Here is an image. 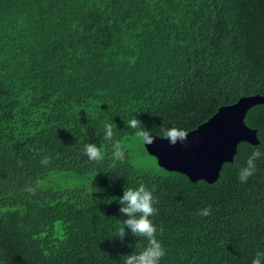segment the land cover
Segmentation results:
<instances>
[{
    "label": "trees",
    "instance_id": "1",
    "mask_svg": "<svg viewBox=\"0 0 264 264\" xmlns=\"http://www.w3.org/2000/svg\"><path fill=\"white\" fill-rule=\"evenodd\" d=\"M254 95L264 0H0V264H125L147 241L124 227L117 198L141 184L160 264H264V155L238 176L264 153V105L245 119L259 145L240 143L214 184L137 169L125 146L141 129L189 133ZM54 172L94 177L72 191L41 185Z\"/></svg>",
    "mask_w": 264,
    "mask_h": 264
},
{
    "label": "water",
    "instance_id": "2",
    "mask_svg": "<svg viewBox=\"0 0 264 264\" xmlns=\"http://www.w3.org/2000/svg\"><path fill=\"white\" fill-rule=\"evenodd\" d=\"M258 105H264V96L243 97L219 108L207 122L189 132L186 143L172 146L153 135L155 143L144 146L164 170L181 173L194 183L214 184L223 166L234 161L240 143L259 145L257 130L245 122L248 112Z\"/></svg>",
    "mask_w": 264,
    "mask_h": 264
},
{
    "label": "clouds",
    "instance_id": "3",
    "mask_svg": "<svg viewBox=\"0 0 264 264\" xmlns=\"http://www.w3.org/2000/svg\"><path fill=\"white\" fill-rule=\"evenodd\" d=\"M130 127L138 129L141 126V122L133 118L128 121ZM105 139H110L113 135L112 124H106ZM143 143L146 145H152L155 143L156 137L147 130L141 129L136 133ZM159 137L161 139L169 141L172 146L177 143H186L188 138V132L185 129L177 126L164 127L159 129ZM119 147V145H116ZM84 154L89 160L97 161L102 159L101 149L93 144L85 145ZM264 155L260 151V148H256L247 158L246 164L239 169V180L243 183L247 182V179L256 171L255 161ZM115 156L122 158L123 152L117 151ZM48 158H45L42 163H48ZM119 199V203L123 206L120 211L130 218L124 222V227L130 228L134 234L143 237L147 241V245L138 255H132L125 258V264H160V260L165 255V250L161 243L156 238L157 228L150 219L155 213L156 209L154 205L153 193L148 190L145 185L141 184L138 188H126L124 190L123 198ZM211 213V207L202 209L200 215L208 216ZM124 227L119 229V236L123 237ZM259 255V254H258ZM253 264H260L259 259L253 261Z\"/></svg>",
    "mask_w": 264,
    "mask_h": 264
},
{
    "label": "rangeland",
    "instance_id": "4",
    "mask_svg": "<svg viewBox=\"0 0 264 264\" xmlns=\"http://www.w3.org/2000/svg\"><path fill=\"white\" fill-rule=\"evenodd\" d=\"M125 146L131 155L135 168L155 173L160 171L158 162L147 153L144 143L139 137L134 135L125 143ZM93 177V175L77 176L70 173L54 172L49 174L41 182V185L48 188L72 191L86 185Z\"/></svg>",
    "mask_w": 264,
    "mask_h": 264
}]
</instances>
